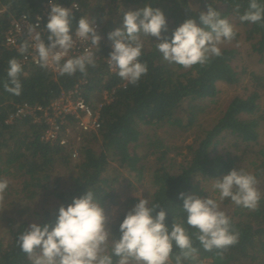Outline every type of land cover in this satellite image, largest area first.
<instances>
[{
    "label": "trees",
    "instance_id": "obj_1",
    "mask_svg": "<svg viewBox=\"0 0 264 264\" xmlns=\"http://www.w3.org/2000/svg\"><path fill=\"white\" fill-rule=\"evenodd\" d=\"M51 2L79 5V10L72 14L73 35L82 17L96 22L102 40L100 49L95 50L96 66H88L87 75L77 72L74 76H60L33 63L23 64V56L5 45L11 23L23 15L31 21L41 20L42 38L50 43L47 40L50 33L45 31L48 18L43 15V10ZM258 2L264 5V0ZM148 5L165 14L168 31L163 35L168 38L187 19H194L199 24L200 13L207 12L211 5L221 13V18L230 23L236 20L245 29L253 51L264 63V22L253 24L239 19L248 10L249 0H0V178L12 176L18 180L20 204L34 201L42 193L53 196L54 206L39 214L37 224L41 226H54L59 208L67 207L74 198L85 195L87 189L93 190L97 200L107 208L120 201L121 188L125 191L133 187L131 178L143 180L149 175L153 189L150 200L168 211L166 225L171 230L174 219L187 221L180 193L204 196L203 182L238 170L245 160L244 154H214L220 141L231 136L247 146L259 142L264 116L260 90L256 89L247 97L234 98L210 128L202 129L197 145L189 148L190 159L179 166L175 160H169L170 146L164 145L159 131L165 128L176 132L192 130L205 113L201 103L218 97V83L237 85L241 75L234 67L237 56L234 49H222V55L213 57L204 67L184 70L163 60L155 47V38L142 37L144 48L140 59L147 63L149 71L137 85L125 84L106 62L113 51L108 34L122 27L124 12L137 11ZM12 58L23 65L19 96L3 88L8 61ZM255 80L262 81L263 77H255ZM82 81L86 82L82 94L91 106L98 104L104 92L112 96V101L104 104L101 110V128L97 132H80L71 122L67 126L71 128L70 134L66 135V127H63V138L68 141L65 146L42 139L48 127L44 122H35L29 115L12 119L23 106H50L63 92L73 90ZM149 150L157 154L155 166L148 161ZM74 151L79 152L76 159ZM149 167L153 168L151 173ZM253 175L258 180L261 195L257 210L238 207L230 199L225 200L222 209L239 231V243L230 248L223 259L200 248L202 264L205 261L210 264H264V148L258 153ZM138 202V198H129L123 204L121 214L109 225L117 238L120 236L119 225ZM24 208L20 211L26 212ZM9 224L11 238L6 248L0 250V264H29L17 238L31 223L20 218L19 221L10 219ZM196 246L200 247L198 243Z\"/></svg>",
    "mask_w": 264,
    "mask_h": 264
},
{
    "label": "clouds",
    "instance_id": "obj_2",
    "mask_svg": "<svg viewBox=\"0 0 264 264\" xmlns=\"http://www.w3.org/2000/svg\"><path fill=\"white\" fill-rule=\"evenodd\" d=\"M24 19L27 21L28 17ZM239 19L253 24L264 22V5L258 0H249L248 10ZM72 21L70 9L51 2L45 29L50 33L47 36L50 43L42 38L39 23H28V38L20 44L19 54L27 58L31 49L39 67L52 69L60 76H74L77 72L87 75L88 66H96L95 54L88 48L80 55L70 53L77 42H88L100 49L102 37L95 20L88 17L79 20L73 35ZM167 31L165 14L159 8L148 5L124 12L122 27L108 34L113 49L108 57L110 69L135 86L149 71L147 63L140 59L144 48L142 37L155 38V47L164 61L190 70L220 57L221 46L231 43L237 35L229 20L221 18V13L211 5L207 12L200 13L199 24L187 19L171 38L163 35ZM22 73V63L16 58L10 59L7 79L3 82L6 92L21 95ZM257 184L255 175L240 168L222 179H214L211 187L218 193L216 198L180 193L187 221L174 219L171 230L166 225L165 208L150 199L138 198L139 202L119 225V238L108 227L109 217L102 203L93 190L87 189L85 195L59 208L54 226L32 223L18 235L17 244L29 264H202L200 248L223 259L239 243L240 233L221 210V203L230 199L238 207L257 210L261 199ZM8 187V180L0 179V200Z\"/></svg>",
    "mask_w": 264,
    "mask_h": 264
},
{
    "label": "rangeland",
    "instance_id": "obj_3",
    "mask_svg": "<svg viewBox=\"0 0 264 264\" xmlns=\"http://www.w3.org/2000/svg\"><path fill=\"white\" fill-rule=\"evenodd\" d=\"M197 8V6H196ZM236 33L239 35L231 43H225L221 46L222 49H234L237 53L234 61L236 71L241 75V81L237 85H229L223 82L218 83L219 95L215 100H206L201 103L205 108V113L200 116L198 124L188 132H176L167 128L164 131L160 130L159 134L164 142V145H169V160H175L176 166L190 159L191 154L189 148L197 145L198 136L204 128H210L224 113L231 101L236 97H247L256 89L260 90L261 112L264 116V63L262 57L255 53L245 35V29L239 25L236 20H232ZM255 77H263L262 81H256ZM213 101V102H212ZM260 139L257 144L247 146L242 140L236 137L226 136L220 141L214 154L226 155L228 153L233 156L245 155V160L240 164L238 170L243 168L245 171L253 174L254 163L258 161V153L264 148V122L260 127ZM239 148V149H238ZM246 152V153H245ZM148 161L151 166L157 163V154L153 150L148 151ZM149 165V166H150ZM151 167L148 171L152 172ZM149 175L143 180L130 179L133 187L129 190L121 188L120 201L116 204H111L105 208L106 214L109 217V225L112 224L123 211V204L129 198H144L150 199L153 189L149 180ZM223 178V177H222ZM219 178V179H222ZM0 179H7L9 187L4 194L3 200H0V250L6 248L10 242V219L19 221L20 218L26 219L31 224L38 223L39 214H42L46 209L54 206L55 200L52 195L42 193L34 201L20 204V197L17 194L20 191V184L15 177L3 176ZM212 181L202 183L205 195L201 198H208L209 195L213 198L218 196V193L212 190ZM50 185L49 191L51 192ZM16 204V205H15ZM31 206V209H30ZM25 207L26 212H21L20 209ZM29 207V210L27 209ZM225 207V200L221 203V210ZM108 225V227H109ZM203 264H210L209 261Z\"/></svg>",
    "mask_w": 264,
    "mask_h": 264
},
{
    "label": "built area",
    "instance_id": "obj_4",
    "mask_svg": "<svg viewBox=\"0 0 264 264\" xmlns=\"http://www.w3.org/2000/svg\"><path fill=\"white\" fill-rule=\"evenodd\" d=\"M74 5L76 7H74ZM61 6L70 9L72 14L79 10V5L76 3ZM50 11L51 3H48L45 5L43 15L49 18ZM24 16L25 15L21 16V18L17 20H14L11 23V27L6 33L5 45L8 49L18 51V48L21 44V40H25L28 38V23H31L33 25L39 23V31L43 35L44 29L42 28L41 20L31 21L28 18V20L26 21L24 19ZM86 48L90 49L95 54L96 48H93L88 42H77V44L72 49L70 55H80L84 52ZM21 62L23 64L33 63L34 65L38 66L35 60L32 58L31 49L30 54L27 56V58L23 56ZM106 62L108 64V58L106 59ZM50 70L53 73L58 74L52 69ZM111 71L113 73H116L113 70ZM124 83L127 84L128 82L124 81ZM85 84L86 82L82 81L73 90L63 92L58 97V99H56L50 106L46 108L39 106L33 107L29 105L23 106L18 110V113L15 116H12V119L20 117L21 115H29L34 117L35 122H44L48 127L42 139L46 142L51 143L59 142L61 145L65 146L67 145L68 141L63 138V127H66V135L70 134L71 128H68L67 126L71 122L75 124V128L78 129L80 132H97L101 128V110L104 104L110 103L112 101V96L110 93L104 92L101 96L102 99L98 102L95 107H93L86 101L85 97L82 94L83 85ZM73 157L75 159L78 158L79 152L74 151Z\"/></svg>",
    "mask_w": 264,
    "mask_h": 264
}]
</instances>
